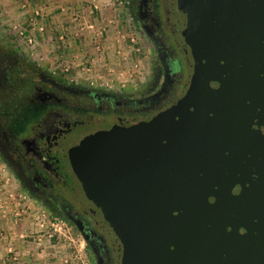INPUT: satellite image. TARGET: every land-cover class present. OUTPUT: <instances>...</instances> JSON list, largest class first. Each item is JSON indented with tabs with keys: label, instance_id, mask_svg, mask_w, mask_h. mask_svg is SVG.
Instances as JSON below:
<instances>
[{
	"label": "water",
	"instance_id": "95a60500",
	"mask_svg": "<svg viewBox=\"0 0 264 264\" xmlns=\"http://www.w3.org/2000/svg\"><path fill=\"white\" fill-rule=\"evenodd\" d=\"M194 73L150 122L71 161L122 264H264V0H178Z\"/></svg>",
	"mask_w": 264,
	"mask_h": 264
},
{
	"label": "flooded vegetation",
	"instance_id": "af4514ba",
	"mask_svg": "<svg viewBox=\"0 0 264 264\" xmlns=\"http://www.w3.org/2000/svg\"><path fill=\"white\" fill-rule=\"evenodd\" d=\"M129 8L152 59L151 84L139 95L76 85L0 45V164L22 193L64 221L90 264H122L123 241L86 194L71 152L92 135L165 114L194 73L178 0H129Z\"/></svg>",
	"mask_w": 264,
	"mask_h": 264
},
{
	"label": "rangeland",
	"instance_id": "374dc122",
	"mask_svg": "<svg viewBox=\"0 0 264 264\" xmlns=\"http://www.w3.org/2000/svg\"><path fill=\"white\" fill-rule=\"evenodd\" d=\"M30 1L0 0V45L15 47L49 71L90 88L139 95L149 87L152 59L129 0H119L123 5L104 0L109 7L91 16L86 13L92 22L98 16L104 20L97 23L96 33L80 31V13L73 8L70 22L57 21L45 29L37 20L40 16L31 20L24 14L27 5L20 8ZM105 20L114 23L109 25ZM21 32L33 37L34 43L28 44ZM111 80L112 88L105 87L104 81ZM0 218L7 223L0 228V264H90L83 243L64 221L50 216L22 193L1 164Z\"/></svg>",
	"mask_w": 264,
	"mask_h": 264
},
{
	"label": "crops",
	"instance_id": "0c3cea01",
	"mask_svg": "<svg viewBox=\"0 0 264 264\" xmlns=\"http://www.w3.org/2000/svg\"><path fill=\"white\" fill-rule=\"evenodd\" d=\"M103 1L104 0H100L99 3L103 5L105 3ZM25 5H27L26 10L30 13L27 14L26 11L24 14L29 15L31 20H33L34 13L38 11L40 17H38L37 20L41 21V25L45 28L49 27L50 24H55L57 21L63 22L64 20H68V22H70L71 18L69 12L72 8L80 13V17H78L80 23L88 21L89 19L86 18L85 15L88 13L91 3L88 0H31L30 3H22L20 8L26 7ZM25 19H27V17ZM4 223L7 224L0 218V228L3 227Z\"/></svg>",
	"mask_w": 264,
	"mask_h": 264
},
{
	"label": "built area",
	"instance_id": "2783aa9c",
	"mask_svg": "<svg viewBox=\"0 0 264 264\" xmlns=\"http://www.w3.org/2000/svg\"><path fill=\"white\" fill-rule=\"evenodd\" d=\"M91 5L89 6V10H88V13L87 15L91 16L93 15L96 11L99 13L102 12L103 9H105V7H109L110 4H106V5H102L99 3L100 0H88ZM117 2H119L120 5H123V2L122 1H119L117 0ZM35 16H40V13L38 11H36L34 13ZM101 19L102 17H96L94 18L93 22L92 21H83L82 23H80V25L82 26L80 31L82 32H85L86 30H93L94 33H96V26H97V23H101ZM109 23V25L111 23H114V21L112 20H105ZM102 22H104V20L102 19ZM44 31V28H40V32H43ZM101 34V33H99ZM21 35H24L23 32H21ZM24 38L27 40V43L28 44H33L34 43V39L33 37H30V36H25L24 35ZM61 39L63 40V37H61ZM69 69H66V72H68ZM71 82L76 84V85H83L84 83L82 81H75V79H71ZM113 84V81H104V86L107 87V88H112V85ZM91 86H94V83H90ZM123 87H125V85L123 84L122 85Z\"/></svg>",
	"mask_w": 264,
	"mask_h": 264
}]
</instances>
